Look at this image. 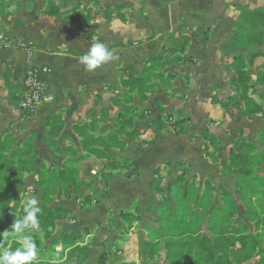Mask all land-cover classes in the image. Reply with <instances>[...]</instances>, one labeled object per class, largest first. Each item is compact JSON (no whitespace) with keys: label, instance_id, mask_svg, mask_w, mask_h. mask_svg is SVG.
<instances>
[{"label":"crops","instance_id":"crops-1","mask_svg":"<svg viewBox=\"0 0 264 264\" xmlns=\"http://www.w3.org/2000/svg\"><path fill=\"white\" fill-rule=\"evenodd\" d=\"M50 1L59 7L61 14L56 16L42 13ZM116 1L122 4L119 14L107 18L93 8L88 0H0V10L3 9L0 13V134L12 135L16 139L15 146L31 144L36 154L33 159V163L37 166L36 169L40 165L46 168H62L66 165L68 155L52 151L43 139L49 138V126L46 122L51 117L58 116L62 122L55 129L54 141L61 149L71 147L77 150L78 156L83 155L84 151L81 146V137L76 133L77 125L87 124L95 119L97 131L106 134L118 127L115 117L123 105L110 111L107 118L102 114L101 108L102 106L110 107L111 98L127 90L122 86L121 80L127 79L130 74L135 77L143 75L151 79L158 78L165 83L166 80L171 82L178 80L181 87L186 82L185 78L189 76V85H185L189 89L191 87L202 89L203 86H213L220 81L223 83L224 76L229 77V72L221 74L222 65L225 62L220 61L221 55L232 38L241 20V15L246 11L257 10L264 6V3L257 7L248 6L246 0ZM90 8L92 11L88 12ZM2 22H4L3 27H1ZM199 33L204 36L203 40L195 39ZM190 37L194 39H188ZM94 41L105 44L114 53V59L102 64L95 71L89 72L79 63V57L89 49ZM184 41L190 42L191 45L185 47L183 52H178L179 44ZM175 55H178L180 59L170 65L165 64V70L159 71L156 69L158 66H154L158 65L155 62L157 57L173 58ZM28 66L49 67V72L40 73V77L46 82V95L51 97L49 102L39 106L30 116L20 110L17 102V96L21 98L22 79ZM166 69H169V72L164 78L161 75L158 76L159 72L164 73ZM260 71L264 72V65L255 72ZM222 88L219 87L216 90ZM256 88L264 89V85H257ZM172 92L173 90L169 87L166 92L158 91L151 96L148 93L147 100L135 99L130 105L137 107L139 113L144 108H149L154 113L159 112L161 115L172 110L173 113L182 110L188 113L189 107L185 106V98L177 97L178 94L171 95ZM199 93L202 94V92ZM248 96L252 97L250 93ZM262 98V96L258 99L252 98L262 107V110L250 114L244 112L245 106L242 101L239 106L230 104L223 107V112L197 108L195 113L192 112V118L198 119L195 125L200 128L191 139L167 128L158 133L156 141L149 148L142 149L138 146L133 148L132 138L120 135L119 138L125 142L123 149L111 147L107 151L110 155L120 157L118 160L123 155L129 158L130 166L123 170L127 173L139 174L141 178L153 177L155 165L159 164V161L171 159L175 162L173 161L175 158L182 156L184 159L185 157L192 158V162L194 160L197 164V158L209 161L211 157L209 153L215 149L219 151L214 154L211 161L217 163L220 160L219 163H225L227 160L218 159L222 156V151L225 153L226 150L229 152L231 149L242 148L246 153V150L254 148L253 143L264 145V139L259 137V133L264 130V106L260 102ZM202 101H207V98ZM234 108L238 111L237 113L236 110L233 111ZM101 117L103 120H100ZM207 118H209L208 121H206ZM144 120L134 118L133 128H128V131L134 128L142 129L146 124ZM238 122V126L234 127ZM201 133L215 136L217 146L209 144L204 139L201 141ZM157 148H164L170 155L160 157L159 161L152 165L149 159ZM248 156L252 155L248 154ZM138 157L143 158L145 163L143 167L140 164L143 161L138 160ZM254 158L258 157L255 155ZM87 159H94L98 162L105 160L91 155L77 162V166L81 165V189L78 193L71 191L69 198L63 195L53 198L50 206L66 208L69 213L66 217L57 219L53 226L46 228L45 236H51V231H54L55 234L51 241L60 242L56 250H59L65 235L76 232L82 237L80 245L86 246L88 253L86 256H73L70 264H98V257L102 252L105 253L104 264L136 263L134 256H113V254L108 256L109 243L104 242L108 248L106 251L102 246L104 226L99 228L90 224L95 218L92 214L95 208L91 202L94 203L97 199L84 201V197L91 194L89 191L90 176L87 171L84 173V161ZM22 175L23 178L31 175L36 179L34 171H24ZM121 178L117 174L106 180L107 194L105 197H109L110 206L114 204L111 200L112 190L117 185L125 183ZM125 195L129 196L128 193H122L119 198L125 199ZM135 195L133 193V196ZM80 197L82 198L80 205L83 207L77 210L75 201ZM122 213L132 214L126 210L119 212V217L123 220ZM72 216L77 220L68 221ZM138 220L133 221L132 225ZM124 222V225L130 226L125 220ZM37 229L29 230L26 235L31 236L30 231ZM21 236L18 237V241ZM31 239L35 242L37 249L38 238L31 236ZM51 241L38 251L34 262L47 263L65 260L66 251L64 256L58 254L51 256L53 252L48 249ZM100 247V254L94 256Z\"/></svg>","mask_w":264,"mask_h":264},{"label":"rangeland","instance_id":"rangeland-1","mask_svg":"<svg viewBox=\"0 0 264 264\" xmlns=\"http://www.w3.org/2000/svg\"><path fill=\"white\" fill-rule=\"evenodd\" d=\"M88 3L91 4L92 7L95 8L98 12L103 13L104 15L109 14L110 16L119 14L122 6V4L116 0H88ZM246 3L248 6L257 7L260 6L261 3H264V0H246ZM87 11L91 12L92 8ZM3 23L4 22L1 23V27H3ZM188 39L191 40L194 38L190 37ZM195 39L203 40L204 36L202 35V33H199V35L196 36ZM190 45L191 43L188 41L181 42L178 46L180 48L178 52H183L185 47ZM258 52H260V54L253 58H250L246 53L223 52V55H221L222 59H220V61L224 60L225 62L222 65L223 68L221 69V74L227 71L229 72V77L224 76V79L222 80L223 83H221V81L219 80L220 82H217L215 85L203 86L202 89H197L196 87H191L189 89V87L185 86L189 85V76H185L186 82L183 83L184 86L182 87L180 86L178 80H174L171 82L165 79V83V81H160L158 78L151 79L150 77H147L146 83L149 86H152L147 94L150 93L151 96L158 91L166 92V90L171 87V89L173 90L171 95L178 94L177 97L180 98L182 96L185 98V106L189 107V112L186 113L184 110H182L178 113H173L172 110L161 115L159 112L154 113V111H152L151 109L144 108L141 113L145 116L144 122L146 124L142 129H138L140 133H138L135 138L132 139L134 142L133 148L136 146L141 147L142 149L149 148V146H151L156 141L158 133L161 130L165 131L167 128L175 131V133L178 135H186L187 138H193L197 134L196 132L200 128V126L195 125L198 119L196 117L192 118V112L195 113L197 111V108L199 107L209 109L210 111L213 110L216 112H223V107H225V104L227 106H229L230 104H236L239 106L241 102V99L239 97L240 85L236 82L235 76H233L228 67L235 56H242L244 61H246L247 63L245 68L246 71L250 74V76L253 75V77L251 78L250 89L248 90V93H250V95L252 96L250 97V100H252V98L258 99L260 96H262L263 98L260 102L264 106V89L256 88L257 85L255 84V75L257 74L255 71H257L258 68H261V66L264 65V60L256 63V61L260 60L261 57L264 56V44H262L258 48ZM176 57L178 58L179 56L175 55L173 59H175ZM169 59L170 58H163V56H159L155 61L158 65L154 66H158L156 69H158L159 71L165 70V62ZM170 64L171 63H167L166 65ZM159 67L163 68L159 69ZM167 72H169V69H166L164 73L159 72L158 76L161 75L162 78H164L167 75ZM180 76L183 77L184 75ZM167 78H169V76ZM170 83L171 86H169ZM211 87L213 89H211ZM219 87L223 88L220 90H216ZM185 89H187L188 91H184ZM213 90H215V92ZM199 92H202V94L200 95ZM211 93H213V95H211ZM201 98H207V101H202ZM210 98L211 100L209 101ZM219 99L220 101H218ZM155 105H157V103H155ZM211 106H213L212 109ZM235 110L236 109L234 108L233 111ZM237 112L238 111L236 110V113ZM169 116H171L170 119ZM102 118L103 117H101L100 120H103ZM105 118L107 117L105 116ZM193 119L195 120L193 121ZM208 120L209 118L206 119V121ZM192 121L194 122L193 125ZM238 124L239 122L235 123L234 127L238 126ZM200 139L201 141H203V139L207 140L209 144L211 142L202 133L200 134ZM253 145L254 148H251L248 151L246 150V153L243 152L242 148L233 149V151L235 150L234 152H237L241 155H252L248 174H240L239 172L236 173L235 168H232V170L229 172L228 170L223 169V163H219L220 160L217 163L211 161L212 157L209 158V161L199 160V158H197V164L194 163V160L192 162V158L190 159L189 157H185L186 159H184L182 156L175 158L173 160L175 162H172L171 159L159 161L160 157L164 155H170L164 148H157L155 153L149 159V161L151 162L150 164L152 165L155 162L159 161V164L155 165L156 168H159L156 172L154 171L155 174L150 178H141L139 174L135 175L132 173H127L122 168L113 170L112 168H110V161H108L107 159L101 160L99 162L95 161L94 159H87L86 161H84V173H86L87 171L91 180L89 184V191L91 193L95 191L94 186L101 179L100 174L102 172H111L113 173V176L118 174L122 177L121 179L125 181V185L119 184L114 187V190H112L111 192V200L114 202V204L112 203L113 206H110L109 204V197H99V193L103 192V190L107 188L106 181H102L101 183H99L98 192H96V197H94V199L97 200L94 203L91 202V204H93L95 208L92 212L95 218L91 221V226L99 228L100 226H104V235L102 238V246H104L103 250L106 251L107 245L104 243L106 241L107 244L109 243V249L107 248L109 252V254L107 253L108 256H111V254H113V256H134L136 263L132 264H141L143 262H145L146 264H168L164 257V239H155L157 237V230L169 226H172L175 229V232H182L184 230L193 232L197 230L195 224H190L189 226L182 227L181 223H179L180 220L178 219V213L176 217L170 216V218L166 219V213L170 210H174L176 208L178 212H183L181 211L183 209V206L180 205L179 201L175 202L173 197L178 200L184 199V197L187 196L188 192H190L191 198H193V200L191 199L187 203L186 211H188L190 216H194L202 208V206L200 208L195 207L198 195H200L205 190H207L209 194L212 193V195H214V199L211 207L214 208L217 206H222L224 204L226 205L227 199L222 198V193L225 189L231 194L236 206V213L231 218V224L236 226L235 221L237 219L242 220V222L244 223L243 227L245 228H240L241 231H243L244 234L255 236L257 242L259 243V239L264 236V145L260 143H253ZM218 151L219 150L216 149L214 151L212 150L213 157L214 154ZM221 153L222 156L218 157V159L221 158L222 161H228V150H226L225 153L224 151H222ZM255 155L258 158H254ZM111 157L114 162H118L119 166H123L126 168L130 166V159L125 157L124 155L121 156L120 160H118V158L120 157L116 155H111ZM260 158H262V160ZM138 160L143 161V158L138 157ZM140 164L142 167L143 165H145L144 161ZM78 167L80 168L81 165L78 164ZM181 174L184 176V180L178 182L182 183L183 186L180 190L177 187L178 183L173 185V182H177V178ZM34 179L35 178H33L31 175L26 176L24 178V183L20 186L17 192L19 193L22 188L26 190V193L23 195L24 200L32 198L34 196ZM207 182L209 185H207ZM124 186L126 187V189ZM173 187L174 189H172ZM161 189L163 191L160 192ZM122 193H128L129 196L125 195V199H120L119 196ZM133 193H135L136 195L133 196ZM36 199L39 201V197L36 196ZM78 199L80 200L78 201ZM78 199L77 201L74 200L75 208L77 210H80L83 207L80 205L82 203V198L80 197ZM225 205L224 208L227 209ZM211 207L209 208L210 211ZM124 210L132 212V214L137 213V216L139 218L138 222L134 223L133 225L131 224V228V225L129 227L124 225V220L119 217V212ZM221 214H223V212H218V216L216 215L215 217L216 230L220 231L219 234L211 229L210 225L208 224L209 213L204 214L205 220L202 223V231L203 233L209 235L210 238L213 236H218V238L221 237V229L217 227L222 222V219L219 217ZM70 220L75 221L77 220V218L72 216L68 219V221ZM187 220L188 217L184 219V221ZM86 228L90 229L91 227ZM30 232L32 233L31 236H36L38 238L37 254L38 251L46 245V243L48 244V242L51 241L55 234L54 231H51V236H45V232H47L46 228H40L39 230H32ZM81 233L83 232L81 231ZM216 234L218 235L215 236ZM10 242L11 239H9V237H7L6 239L0 237V251L6 249L9 246ZM256 251H258V249H256ZM100 252L101 247L94 253V256H98ZM101 254L105 255V253L103 252ZM258 255L259 253L255 255L257 257H254L256 262L259 259ZM147 256L153 257L150 259L147 258ZM231 259L232 257L229 258V260ZM254 261L250 259L244 262V264H255ZM258 263L259 261L256 264Z\"/></svg>","mask_w":264,"mask_h":264},{"label":"trees","instance_id":"trees-1","mask_svg":"<svg viewBox=\"0 0 264 264\" xmlns=\"http://www.w3.org/2000/svg\"><path fill=\"white\" fill-rule=\"evenodd\" d=\"M2 10L3 9L0 10V13ZM42 13L56 16L61 14L59 7L51 1L47 8L42 10ZM105 17L111 18L112 16L105 14ZM262 44H264V6L257 10L246 11L241 15V20L224 49V52L231 53L238 50L241 51V53L248 54L250 58H253L260 54L258 48ZM179 59V57L175 59L170 58L165 63H173ZM246 64L242 56H235L228 67L233 76H235L236 82L240 85L239 97L244 103V112L250 114L261 111L262 107L250 100L248 96L251 76L245 69ZM145 77L147 78V76ZM145 77H143V75L135 77L130 74L127 79L121 80L122 86L127 90L112 97L110 100V107L102 106V114L107 116L108 113L117 106L123 105V108L115 117L118 127L114 128L110 133L98 132L97 121L95 119L87 124L77 125L76 133L81 137V146L84 151V154L81 156H78L77 150L71 147L61 149L54 141L55 129L62 123L58 116H53L46 122V125L49 126V138H43L45 143L52 151L68 155L66 165L62 168H46L44 165H40L38 169H36L37 166L33 163L36 154L33 152L31 144L25 143L22 146H15L16 139L12 135L3 136L0 134V233L5 230L10 231L14 221L22 220L25 216V205L30 198L26 200L23 199V195L26 193L24 188L17 193L20 186L24 183L22 175L24 171L36 172L33 189L35 197H33H39L38 207L40 211L37 213L38 228H49L54 225L57 219H62L69 213V210L66 208L50 206L53 198L55 196L61 197L62 195L69 198L71 191L78 193L81 189V170L77 166V162L81 158L92 155L110 161L109 166L113 170L117 168L126 169V167L119 166L118 162H114L107 149L117 147L122 150L125 142L119 138L120 135L133 139L140 133L137 128L128 131V128H133L134 118L138 120L145 118L142 113L137 111V107L131 106L130 104H133L135 99L139 101L147 100V92L152 86L146 83ZM255 83L259 86L264 85V72H258L256 74ZM17 98L19 106L21 98L18 96ZM218 101H220V99ZM225 107H227L226 104ZM203 135L211 141V145L217 146V138L215 136ZM259 137L264 139V130L259 133ZM209 155L213 157L212 153H209ZM228 158V161L222 165L223 169L230 172L232 168H235L236 173H249L252 157L247 156V154L241 155L231 149ZM158 168L155 169V172ZM100 176L102 181H106L113 177V173L102 172ZM183 180L184 176L181 174L178 176L177 182H173V185ZM99 183L101 182L96 184L93 193L84 197L86 202L94 200L96 192H98ZM177 185L181 190L183 187L182 183H178ZM207 185H209L208 182ZM172 189H174V187ZM161 191L163 190L161 189L160 192ZM106 194V190H103V192L99 193V197H105ZM222 198L227 199L226 205L224 204L227 209L224 208V205L213 208L211 205L213 204L214 195H212V193L209 194V192L205 190L198 195L195 203L196 208H200L201 206L202 208L197 214L190 216L188 211H186V205L191 199L193 200V198H191V193L188 192L187 196L180 200L173 197L175 202L179 201L180 205L183 206L181 210L183 212H178L176 208L170 210L166 213V219L170 218V216L176 217L178 213L179 223H181L182 227L195 224L197 230L193 232L186 230L175 232L172 226L157 230V237L155 239H164V257L168 264H244V262L250 259L254 261V257H257L255 255L258 253V264H264V236L259 239L258 243L255 236L244 234L243 231H241L240 228H245L243 227L244 223L242 220L237 219L235 221L236 226L231 224V218L236 213L235 201L226 189L222 193ZM210 207L211 211L209 209ZM218 212H223V214L219 216L222 222L217 226L221 229V237L219 238L217 235L220 231L216 230L215 225V217L216 215L218 216ZM205 213H209L208 224L211 229L218 233L215 235L217 237L213 236L210 238L209 235L203 233L202 223L205 220ZM121 216L129 225H131L133 221L139 219L137 215L130 213H122ZM187 217L188 220L184 221ZM29 230L31 229H25L24 232L19 235L9 234L7 237L11 239V242L3 251H15L17 248H20L21 243L17 239L21 235L27 236L26 234ZM81 242L82 237L78 233L72 232L64 236L59 250H56V246L59 245L60 242L58 240H53L48 245V249H51L53 252L51 256L57 254L59 256H64V252L66 251L67 257L65 260L47 263L31 261V264H70V259L73 256H86L88 253L86 246L80 245ZM256 249H258V251H256ZM3 251H0V253ZM152 257L153 256H147V258L150 259ZM231 257L232 259L229 260ZM104 262L105 256L104 254H100L98 257V264H104ZM254 262L255 264L257 263L256 260ZM141 264L146 263L143 262Z\"/></svg>","mask_w":264,"mask_h":264},{"label":"clouds","instance_id":"clouds-1","mask_svg":"<svg viewBox=\"0 0 264 264\" xmlns=\"http://www.w3.org/2000/svg\"><path fill=\"white\" fill-rule=\"evenodd\" d=\"M114 59V53L102 42H92L89 49L79 57V63L86 71H95L102 64ZM25 216L22 220H15L11 230L0 233V237L6 239L9 234L19 235L25 229H37V213L40 211L36 198H30L25 205ZM21 247L15 251H3L0 253V264H31L37 256L35 242L31 236L20 237Z\"/></svg>","mask_w":264,"mask_h":264},{"label":"built area","instance_id":"built-area-1","mask_svg":"<svg viewBox=\"0 0 264 264\" xmlns=\"http://www.w3.org/2000/svg\"><path fill=\"white\" fill-rule=\"evenodd\" d=\"M49 72L48 66L36 68L28 66L22 79L20 110L27 116L35 113L36 109L51 100L46 95V82L40 77V73Z\"/></svg>","mask_w":264,"mask_h":264},{"label":"water","instance_id":"water-1","mask_svg":"<svg viewBox=\"0 0 264 264\" xmlns=\"http://www.w3.org/2000/svg\"><path fill=\"white\" fill-rule=\"evenodd\" d=\"M264 60V57H261V59L260 60H258V61H256V63H259V62H261V61H263ZM183 86V85H182Z\"/></svg>","mask_w":264,"mask_h":264},{"label":"bare ground","instance_id":"bare-ground-1","mask_svg":"<svg viewBox=\"0 0 264 264\" xmlns=\"http://www.w3.org/2000/svg\"><path fill=\"white\" fill-rule=\"evenodd\" d=\"M241 138V137H240ZM85 201V200H84Z\"/></svg>","mask_w":264,"mask_h":264}]
</instances>
